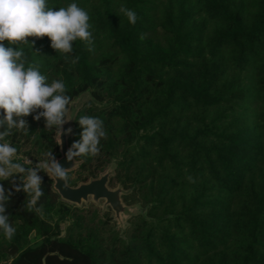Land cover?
Masks as SVG:
<instances>
[{"label":"trees","instance_id":"obj_1","mask_svg":"<svg viewBox=\"0 0 264 264\" xmlns=\"http://www.w3.org/2000/svg\"><path fill=\"white\" fill-rule=\"evenodd\" d=\"M73 2L89 13L91 51L77 39L72 52H58L47 36L5 44L22 48L25 67L38 64L47 83L63 80L70 102L89 92L67 136L74 153L80 118L103 121L98 153L74 156L67 183L114 164L108 185L121 183L141 210L120 231L108 212L64 200L48 172L39 197L13 172L0 184L12 192L6 214L16 232L7 239L0 229V256L11 254L8 264H264V0H48L54 10ZM121 5L135 10V25ZM36 115L22 117L24 128L18 117L0 126L17 163L60 156L61 126Z\"/></svg>","mask_w":264,"mask_h":264},{"label":"clouds","instance_id":"obj_2","mask_svg":"<svg viewBox=\"0 0 264 264\" xmlns=\"http://www.w3.org/2000/svg\"><path fill=\"white\" fill-rule=\"evenodd\" d=\"M119 10L130 24H136L139 17L135 10L124 5H121ZM89 21L88 11L75 2L54 10L53 6H49L48 0H0V126L6 122L11 128L16 124L14 117H18L21 118L18 126L24 128L27 122L22 117L33 113H37L34 117L37 120L43 116L49 127L53 124L62 126L66 123L64 117L70 102V97L63 95L66 91L63 80L47 83L48 77L41 73L39 65L30 64L25 67L22 60L24 50L6 46L5 41L12 45L22 43L34 46L35 40L30 43V37L39 39L47 36L53 49L70 53L73 51V42L79 39L84 41L91 51L93 33ZM143 38L142 34L141 39ZM73 63H76V60H73ZM79 122L86 128L82 141L73 144L78 152L74 153L69 149V159L80 154L98 153L100 140L107 135L103 129V121L98 117H81ZM6 135L7 132L0 133V140ZM16 152L15 147L0 143V178L12 176V169L25 171L19 163L12 160ZM53 167L57 177L66 176L58 162ZM41 182L42 177L33 170L28 176L25 190L34 191L36 197H39ZM11 194L9 190L6 196L3 184H0V229L7 239H11L16 232L9 224L6 214Z\"/></svg>","mask_w":264,"mask_h":264},{"label":"water","instance_id":"obj_3","mask_svg":"<svg viewBox=\"0 0 264 264\" xmlns=\"http://www.w3.org/2000/svg\"><path fill=\"white\" fill-rule=\"evenodd\" d=\"M73 121V116L66 119V123L61 126L58 133V140L60 144V156L55 159L54 162L49 164L48 173L54 180V188L58 191L60 196L68 201L80 203L83 199H87L89 195H92L93 199L104 198L111 208L115 211L116 215H119L123 210V204L120 197L121 188H112L108 185L109 172L106 171L100 176L92 178L88 181L81 182L78 185H70L67 183L66 178L57 177L54 174V165L58 162L59 165L66 172L75 166V159L68 158L69 149L67 142L68 131Z\"/></svg>","mask_w":264,"mask_h":264},{"label":"rangeland","instance_id":"obj_4","mask_svg":"<svg viewBox=\"0 0 264 264\" xmlns=\"http://www.w3.org/2000/svg\"><path fill=\"white\" fill-rule=\"evenodd\" d=\"M89 97H90V95H89V92H87V91L82 92L80 95L75 97L69 103L68 111L66 112L67 118H70L71 116H73L75 114L76 110ZM2 143L8 144L6 141H3ZM16 159H18V155L15 153L14 156L12 157V160L14 163H17ZM50 163H52V162L39 161V162L30 163V159L28 157H25L22 164H20L25 169V171L19 172L18 169H12L11 171H12V173L18 172L19 174L23 175L25 181L28 182V176L30 175V173L33 170L36 171L37 175L41 176L43 172H48V168H49ZM106 171L109 172V175L113 174L114 173V164L109 165L107 167ZM101 174H99L98 176H100ZM79 183H81V182H79ZM109 187H111V186H109ZM116 187L121 188L120 197H121L122 204H123V210L120 211L119 215H116L115 211L111 208V206L108 203L105 202L104 198L93 199L92 195H89L87 199H83L80 203H75V202H71L68 200H66V201H68L69 203H75L79 207H84V209H87L89 207H93V208H96L97 210H99L100 212H103V211L108 212L111 216V221H112L113 226H115L118 230L123 231L128 226V224L130 223V221H129L130 217L134 214H137L141 210V207H140L139 202L137 201V198H135V195H133L132 193L126 195V197L130 198L129 200L123 198V196L121 194L128 192V190L123 188L121 183L118 182L112 188H116ZM99 215L102 216L100 213H99ZM65 225H66V221L61 222V227H62L61 234L64 233ZM10 259H11V254L1 255L0 256V264H8Z\"/></svg>","mask_w":264,"mask_h":264}]
</instances>
